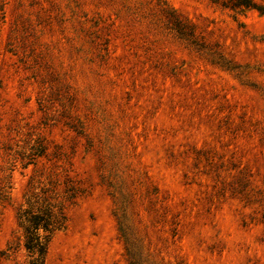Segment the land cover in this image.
<instances>
[{"label": "rangeland", "instance_id": "374dc122", "mask_svg": "<svg viewBox=\"0 0 264 264\" xmlns=\"http://www.w3.org/2000/svg\"><path fill=\"white\" fill-rule=\"evenodd\" d=\"M240 1L0 0V264H264Z\"/></svg>", "mask_w": 264, "mask_h": 264}, {"label": "trees", "instance_id": "16d2710c", "mask_svg": "<svg viewBox=\"0 0 264 264\" xmlns=\"http://www.w3.org/2000/svg\"><path fill=\"white\" fill-rule=\"evenodd\" d=\"M240 2L241 3H239V4L251 5L250 1H248V0H242ZM252 6L255 7V5H252ZM46 229H47V227H46ZM28 248L33 249V245L28 246Z\"/></svg>", "mask_w": 264, "mask_h": 264}]
</instances>
